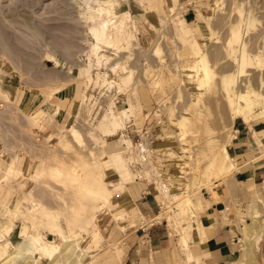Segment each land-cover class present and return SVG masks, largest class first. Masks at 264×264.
<instances>
[{"label": "rangeland", "instance_id": "374dc122", "mask_svg": "<svg viewBox=\"0 0 264 264\" xmlns=\"http://www.w3.org/2000/svg\"><path fill=\"white\" fill-rule=\"evenodd\" d=\"M99 8L101 18L85 20ZM107 9L128 12L133 27L126 53H102L115 59L110 66L93 56L90 34L112 18ZM202 55L212 75L204 85L196 80ZM243 91L261 98L249 122L238 109ZM112 114L118 122L105 126ZM235 129L263 167L252 186L232 181ZM134 178L152 179L162 203L150 221L189 232L200 229L205 191L226 184L222 215L243 224L236 264H259L264 0H0V264H133L128 248L141 245L151 222L138 208L113 207L108 189L133 187ZM154 179L167 184L171 202ZM103 190L108 199L96 200ZM189 196L183 220L179 205ZM27 234L50 243L52 257L22 247L19 260L10 258Z\"/></svg>", "mask_w": 264, "mask_h": 264}, {"label": "crops", "instance_id": "0c3cea01", "mask_svg": "<svg viewBox=\"0 0 264 264\" xmlns=\"http://www.w3.org/2000/svg\"><path fill=\"white\" fill-rule=\"evenodd\" d=\"M246 139L239 129H235V142L231 151L240 166L232 181L236 184L252 186L251 182L256 180L263 167L253 161L252 150ZM142 179L144 180L134 178L136 183L133 187H129V183H121L117 184L114 189H108L111 193L108 201L113 207L123 203L121 210L127 209L128 213L138 208L137 213H140L143 219H149L147 222H151L149 225L146 223L145 230L143 229L146 232L143 233L141 245L136 249L128 248L127 260H130L132 253L133 264H139L141 259L149 260L152 264L155 261L160 264L177 261H180V264L181 262L182 264H236L237 255H240L239 260H241L240 236L243 224L237 221V217L228 219L222 215L228 209L226 184L220 182L219 186H215L211 191H205L204 210L197 213L203 230H198V223H194L195 232H189L184 231L186 225L171 229L168 223L164 227H159L154 221H150L156 216L162 203L151 190L152 179ZM154 180L153 185L158 184L157 187L164 191V202L166 204L171 202L172 195L165 192L167 184L160 179ZM184 238L187 240V246L184 244ZM254 251L258 263L264 264V243L260 242L259 248ZM191 256H193L192 259Z\"/></svg>", "mask_w": 264, "mask_h": 264}, {"label": "bare ground", "instance_id": "6f19581e", "mask_svg": "<svg viewBox=\"0 0 264 264\" xmlns=\"http://www.w3.org/2000/svg\"><path fill=\"white\" fill-rule=\"evenodd\" d=\"M89 10H93L91 6H89ZM112 11H114V9H107V14L112 15V18L104 20V22L101 25L99 24L100 26H98V28H93L90 30L91 36L96 40V43L93 45L92 54H93V56H95L98 59L99 63L102 62L106 66H110L111 63L115 59L111 55H107V54L102 55L101 54L102 51H104V50L106 51V49H108V50L111 49V50L117 51V49L123 48L124 49L123 52L126 53L131 48V46L133 45V42H130V41L127 42V47H125L123 45L126 41H128V38L130 36H132L131 32L133 30V27L131 24L132 19H131L130 14H128V12L120 14V15L114 14V13L112 14ZM104 13H105V9L99 8V10L96 14L92 12L88 15H85V20L96 22L100 16L104 15ZM108 17H110V16H108ZM182 31H184V33H187L189 31V29L187 27H184V28H182ZM117 43H119V44H117ZM244 53H245V51H244ZM197 58L198 59L196 62V67H197L196 80L198 81V83H200V85H204V84L209 83V81L212 79V75L210 73L211 70L207 67V65L204 61L205 59L203 60V55L198 56ZM194 67H195V64H194ZM187 69H190V68H187ZM232 84L235 85V83H232ZM236 97L239 100L238 109H240L243 112V114H244L243 117L247 118V120L245 122H249L251 120L252 115L257 113V111L259 109V105L261 103L260 95L254 93V92H250V91H243L241 93L237 92ZM117 122L118 121H116L115 115L112 114L111 116L105 117V124L104 125L105 126L111 125V126L115 127ZM73 133L76 135V134H78V131L76 129H74ZM220 165H222V162L220 163ZM263 191H264V183H263ZM108 192L109 191H106V190L96 192L95 193V199L98 201L107 200L108 196H109ZM189 202L193 203V199L190 196L187 199H185L183 202H181L179 205L180 211H178L179 212L178 215L183 220L186 219L184 212H185V207L188 206L186 204H188ZM99 208L100 207L98 205H92L89 208L90 214L94 215L96 212H98ZM199 228H200V230H203V228L201 226H199ZM8 230L11 231V227ZM49 244L50 243H48L47 241H44L43 238H41L40 236L39 237L38 236L32 237L31 235L29 236L27 234V236H25L23 238V240L21 242V246H18V248L14 252L9 254L8 256L10 258L12 256H13V258L16 257L19 260V258H21L24 254V252L23 253L20 252L21 248L23 247L25 252L26 251L30 252V251H35V250H45V254L41 255V257L45 256L46 258H51L52 254L49 250ZM38 255L40 256V254H38ZM12 261H14V260H12Z\"/></svg>", "mask_w": 264, "mask_h": 264}]
</instances>
